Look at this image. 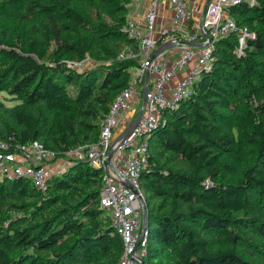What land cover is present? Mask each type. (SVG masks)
<instances>
[{
    "label": "trees",
    "instance_id": "obj_1",
    "mask_svg": "<svg viewBox=\"0 0 264 264\" xmlns=\"http://www.w3.org/2000/svg\"><path fill=\"white\" fill-rule=\"evenodd\" d=\"M130 2L0 0V91L19 101L0 100V139L40 140L59 157L99 140L139 63L119 58L137 49L124 30ZM230 10L237 28L215 44L213 67L150 138L147 264H264V0ZM244 28L255 35L240 46ZM87 57L97 66L70 64ZM101 186L102 171L84 161L47 192L0 182V264H117L123 241Z\"/></svg>",
    "mask_w": 264,
    "mask_h": 264
},
{
    "label": "built area",
    "instance_id": "obj_2",
    "mask_svg": "<svg viewBox=\"0 0 264 264\" xmlns=\"http://www.w3.org/2000/svg\"><path fill=\"white\" fill-rule=\"evenodd\" d=\"M159 1L151 0L144 20L130 17L127 20L124 30L137 42V49L126 47L119 58L137 59L139 63L131 68L130 85L116 97L102 122L99 140L70 150L66 153L72 156L69 164L64 161L68 167L76 161H84L102 171L100 204L111 217L114 233L123 241V253L117 264H147L151 232L140 176L149 164L150 138L165 121L164 114L190 98L202 72L213 67L215 44L237 28L230 9L243 2L211 0L192 32L190 22L194 12L188 0H169L173 29L162 30L157 39ZM247 35L255 33L242 29L240 46ZM168 41H172L173 46L154 56L156 49ZM58 157L40 140L19 143L0 139V182L24 178L40 191L47 192L53 178L66 170L61 171L59 167L63 163L55 165L52 161Z\"/></svg>",
    "mask_w": 264,
    "mask_h": 264
},
{
    "label": "crops",
    "instance_id": "obj_3",
    "mask_svg": "<svg viewBox=\"0 0 264 264\" xmlns=\"http://www.w3.org/2000/svg\"><path fill=\"white\" fill-rule=\"evenodd\" d=\"M190 7L194 12V16L191 20L193 30L202 20L205 10L207 8L208 0H188ZM151 0H138L136 2H130L128 17L144 20L145 14L150 6ZM173 12L171 9V4L169 0H160L157 7V17H156V38H160L161 31L164 29H173L172 22Z\"/></svg>",
    "mask_w": 264,
    "mask_h": 264
},
{
    "label": "rangeland",
    "instance_id": "obj_4",
    "mask_svg": "<svg viewBox=\"0 0 264 264\" xmlns=\"http://www.w3.org/2000/svg\"><path fill=\"white\" fill-rule=\"evenodd\" d=\"M95 66H97V63L94 62L92 58L87 57L82 63H79L78 65H76V69L79 71H82V70L89 69V68H92ZM0 100L8 106H14L19 102L18 100L12 98L5 91H0ZM233 118H234V120H233L234 122L231 124V128L233 130L234 135L237 136L238 135V127H239V124H238L239 118H238L237 114L234 115ZM247 156H248V152L247 151L243 152V158H245ZM71 157H72L71 154H65V156H62V157L52 158V161H54L55 165H59V164L63 163L62 165L59 166L61 168V171L65 170V169L68 170L70 168V166H72V165H70L69 167L65 166L64 161L68 162V164H69V159ZM235 159H236L235 155H230L228 157L229 162H235ZM65 171H62V173L64 174Z\"/></svg>",
    "mask_w": 264,
    "mask_h": 264
},
{
    "label": "water",
    "instance_id": "obj_5",
    "mask_svg": "<svg viewBox=\"0 0 264 264\" xmlns=\"http://www.w3.org/2000/svg\"><path fill=\"white\" fill-rule=\"evenodd\" d=\"M211 2V0H208V4ZM207 4V5H208ZM207 9V8H206ZM205 12H206V10H205ZM205 14V13H204ZM173 42L172 41H168V42H165L164 44H161L157 49H156V51H155V53H154V56L158 53V52H160L161 50H163L164 48H168V47H171V46H173ZM147 76H148V74H147ZM147 91V89H145V92ZM140 114H141V112H140ZM140 114L138 115V117L130 124V126L131 127H133L134 125H135V123H136V121H137V119L139 118V116H140Z\"/></svg>",
    "mask_w": 264,
    "mask_h": 264
}]
</instances>
